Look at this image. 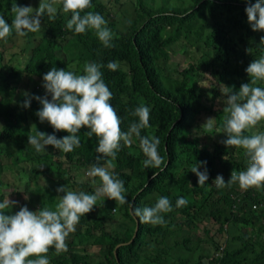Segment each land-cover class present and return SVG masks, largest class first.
I'll list each match as a JSON object with an SVG mask.
<instances>
[{
    "label": "trees",
    "instance_id": "obj_1",
    "mask_svg": "<svg viewBox=\"0 0 264 264\" xmlns=\"http://www.w3.org/2000/svg\"><path fill=\"white\" fill-rule=\"evenodd\" d=\"M127 2L128 12L121 8ZM15 3L36 8L39 0L33 6L27 0H0V16L9 24L14 18L11 8ZM92 5L86 11L105 18L106 26L114 33L113 47H104L93 30L84 34L68 30L66 22L71 14L63 13L62 5H57L55 19L44 17L40 31L22 37L21 50L13 63H3L0 52V88L18 90L16 102L3 94L0 98V119L4 121L0 123V157L7 158L5 163L15 171L20 167L17 184L23 182L22 189L28 195L26 200L17 191L16 199L31 202L32 211L35 206L55 210L60 198L56 196L57 188H35L45 176L56 181L54 185L76 184L82 189L87 187L78 192L95 193L91 184L63 180L72 161L79 169H90L96 163L97 140L95 136L87 137L88 129H81V146L69 153L50 145L45 146L43 153H37L27 137L36 131L57 138L67 135L54 131L47 122L41 123L36 115L42 105L34 97L46 94L43 75L52 67L84 74L85 64L99 63L103 65V79L113 93L111 104L121 117L122 130L127 131L130 123L138 122V117L131 115L136 107H149L151 128L141 130V135L157 136L161 141L159 153L167 160L162 172L146 169L138 139L133 137L131 147L122 145L114 161V173L124 182L129 204L143 209L167 196L173 210L162 213L166 221L163 226H154L135 217L129 204L120 205L101 197L69 235L68 250L59 255L54 249L49 250L50 264H264V188L241 193L238 183L224 188H217L214 183L218 174L227 182L231 171H243L247 166L243 149L221 143L227 138L222 133L226 115L223 91H238L241 84L249 81L246 67L264 56V32L251 29L246 0H92ZM17 37L13 30L7 41ZM249 48L251 53L246 51ZM172 51L183 54L186 67L178 68L171 58ZM111 61L119 63L117 71L107 68ZM203 72H209L212 80L202 87L196 81ZM258 86L264 87V83ZM28 88L33 94L30 99L26 96ZM26 99L30 104L27 108L23 107ZM200 114L213 118V134L206 132L205 121L193 125ZM255 131L264 132V122ZM200 137L213 142L199 144ZM199 161H206L198 168H207L209 178L204 186H198L197 176L190 171ZM3 168L0 161V185H4ZM30 179L36 181L33 187L29 186ZM93 179H98V187L99 178ZM232 193H241L235 210ZM3 194L0 188V202L6 198ZM180 197L188 200L187 206L176 207ZM253 203L257 208H252ZM20 206L16 205V211ZM136 219L138 229L130 242ZM199 228L201 234L197 232ZM203 240L208 253L216 252L208 262H204L203 254L196 259L192 256L193 249L202 248ZM115 246L118 247L114 251Z\"/></svg>",
    "mask_w": 264,
    "mask_h": 264
},
{
    "label": "clouds",
    "instance_id": "obj_2",
    "mask_svg": "<svg viewBox=\"0 0 264 264\" xmlns=\"http://www.w3.org/2000/svg\"><path fill=\"white\" fill-rule=\"evenodd\" d=\"M246 3L245 12L251 29L264 32V0H255L254 3L246 0ZM57 5H62L63 13L71 14L66 22L68 30L75 34L93 30L104 47L114 46V33L106 26L105 18L97 12L86 11L93 7L92 0H39L36 8L15 3L11 8L14 17L11 24L0 16V41H7L13 30L20 37L40 31L44 17L55 19ZM261 41L264 42V36ZM246 51L251 53L250 48ZM102 67L99 63H87L83 68L84 74L56 67L47 71L42 77L46 94L44 97H34L42 105L36 115L41 123L47 122L54 131L66 132L67 135L57 138L53 134L36 131L35 135L27 137L28 144L37 153L46 151V145L69 153L81 146V129H88L87 137L91 139L95 136L97 140L95 152L98 155L87 176L98 177L99 186L94 194L59 186L56 191L63 195L55 210L45 206L32 211L23 205L13 214L11 209L18 201L9 199L8 195L0 202V264H50L49 250L54 249L57 255L68 250L69 235L76 231L80 218L93 210L98 199L104 197L120 205L129 204L124 182L114 173V161L122 145L131 147L133 137L138 139L139 148L146 157L142 161L144 168L162 172L167 167V160L158 150L160 139L153 134L141 135V130L151 128L149 107L143 104L136 107L131 115L138 117V122L130 123L127 131L122 130V120L111 104L113 93L103 79ZM119 67L116 61L107 64L110 71H117ZM245 71L249 77L247 83L241 84L238 91L232 88L223 91L226 95L223 112L226 115L222 133L227 138L221 143L226 147L243 149L247 166L243 171H231L227 182L218 174L214 180L217 188L230 187L234 183H238L244 191L264 188V132L255 131L264 122V87L258 86L264 83V56L252 60ZM49 94L51 99H48ZM29 106L26 99L23 107ZM204 125L206 132L213 134V118H208ZM200 165H206V161L196 162L190 171L197 176L198 186H204L209 178L208 171L206 167L203 171L198 170ZM25 199L28 197L25 196ZM187 204L186 198L176 200L177 208ZM129 209L142 223L163 226L166 221L162 213L171 212L173 206L167 196H161L154 206L140 209L129 204Z\"/></svg>",
    "mask_w": 264,
    "mask_h": 264
},
{
    "label": "rangeland",
    "instance_id": "obj_3",
    "mask_svg": "<svg viewBox=\"0 0 264 264\" xmlns=\"http://www.w3.org/2000/svg\"><path fill=\"white\" fill-rule=\"evenodd\" d=\"M29 5H34L35 3V0H27ZM128 4L129 2L125 3L124 5H122V10L125 9V11H129L130 9H128ZM132 10V9H131ZM22 42H23V39L22 37L18 36L17 38H15L13 41H6L2 44H0V52L3 53V58H2V62L3 63H6V62H9L11 61L12 63L14 62V59H15V55L16 53H19V51L21 50V47H22ZM11 57V59H10ZM171 58L174 59L175 62H177V65H178V68L181 70L182 68L186 67L187 65V62L184 60V57H183V54L182 53H179V52H171ZM208 80H212V77L211 75H209V72H203V75L201 77V79H199V81H196V84L197 85H201L202 87L205 86V84L208 82ZM16 84V83H15ZM18 93V90H10V89H6V88H0V98H2V94L4 96H6L9 101L12 100V102H16V95ZM27 95L29 96V99L32 97L33 94H31V91L30 89L28 88L27 89ZM26 95V96H27ZM11 104H14V103H11ZM15 112V111H14ZM14 112L12 113V115L14 116ZM208 114H200L198 117H197V120L193 123V125L199 123L200 121H206L208 118H211V116L207 117ZM4 121L2 119H0V123L1 124H4L3 123ZM30 129H32V127H30ZM192 130H194V127H191ZM202 135H204V133L201 132ZM213 138L215 140H219V137L218 135H214ZM204 142H213L212 139H208V141L206 139H203V137H200L199 139V144H203ZM12 148L15 150L16 149V143H13V146ZM57 150V149H56ZM58 151V150H57ZM7 160V158L1 156L0 157V161H2V165H3V171H2V178L4 180V185H0V188H1V191L4 192V196L7 197L9 195V199L11 200H14L16 198H18L16 195H15V192H20L23 194V196H27L25 194V192L23 191L22 188H25L24 185H23V182H20L19 184L17 179H19V176L20 175V167H17L18 171H15L13 168H11L7 163H5ZM25 160H29L28 158H26ZM62 160V159H61ZM63 162V161H62ZM74 161H72L71 163H69L68 165V170L64 171V177H63V180L65 179H68L70 182H78L80 184H91L92 185V189L96 188L97 186V183H98V179H95L96 183L93 184V178L91 177H88L87 176V172L90 170L89 168H76L74 165H73ZM65 167H67V164H64ZM39 181V179H38ZM35 180L33 179H30L29 181V186L30 187H33L34 184H35ZM54 183H56V181H51L49 178H47L46 176L40 180L37 184V186L35 188H43V186H45L44 188H58L59 186H61V184H59V182L54 185ZM65 187L69 190H72V191H77L79 189H82L80 188L78 185L74 184L73 186H67L65 185ZM87 187H83L82 190H86ZM238 189V192L241 191L240 188H237ZM14 190V191H13ZM63 193H58L56 191V196L57 197H60L62 196ZM235 194L232 193L231 194V197L233 199V196ZM21 199H16V201H18V203L20 205H27L28 209L29 210H32L31 209V206H32V203L31 202H28V201H23V202H20ZM27 200V199H26ZM35 206V205H33ZM16 206H14L12 209H11V213H14L16 212ZM35 210L36 209V206H35ZM34 210V211H35ZM197 232L199 234H201V228H199L197 230ZM200 236V235H199ZM201 237H204V236H201ZM202 248H195L193 249V258H198V256L200 254H203L204 257H203V260L204 262H208L209 261V258L214 255L216 256V252L215 253H208L206 248L208 247L206 243H204V240L202 242V244L200 245ZM89 252H92L93 249L91 250H88Z\"/></svg>",
    "mask_w": 264,
    "mask_h": 264
},
{
    "label": "built area",
    "instance_id": "obj_4",
    "mask_svg": "<svg viewBox=\"0 0 264 264\" xmlns=\"http://www.w3.org/2000/svg\"><path fill=\"white\" fill-rule=\"evenodd\" d=\"M243 192V190L241 191V193ZM241 193H239V194H235L234 196H233V200H234V203H233V209L235 210V205H236V201H240V198H241ZM252 208L253 209H255V208H257V204L256 203H253L252 204Z\"/></svg>",
    "mask_w": 264,
    "mask_h": 264
},
{
    "label": "water",
    "instance_id": "obj_5",
    "mask_svg": "<svg viewBox=\"0 0 264 264\" xmlns=\"http://www.w3.org/2000/svg\"><path fill=\"white\" fill-rule=\"evenodd\" d=\"M137 229H138V221H137V219H136V227H135L134 233H133V235H132V237H131V239H130V242H131L132 239L135 237L136 232H137ZM117 247H118V246H115L114 251H115V249H116Z\"/></svg>",
    "mask_w": 264,
    "mask_h": 264
},
{
    "label": "crops",
    "instance_id": "obj_6",
    "mask_svg": "<svg viewBox=\"0 0 264 264\" xmlns=\"http://www.w3.org/2000/svg\"><path fill=\"white\" fill-rule=\"evenodd\" d=\"M241 191H242V190H241ZM241 191H240V192H241ZM242 193H243V192H242Z\"/></svg>",
    "mask_w": 264,
    "mask_h": 264
}]
</instances>
